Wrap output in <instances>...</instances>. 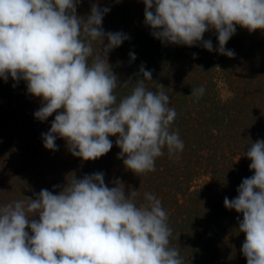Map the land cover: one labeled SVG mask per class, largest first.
Wrapping results in <instances>:
<instances>
[{
    "label": "clouds",
    "instance_id": "obj_1",
    "mask_svg": "<svg viewBox=\"0 0 264 264\" xmlns=\"http://www.w3.org/2000/svg\"><path fill=\"white\" fill-rule=\"evenodd\" d=\"M79 2L0 0V78L23 80L29 94L42 98L34 113L38 120L57 113L42 134L46 149L58 150L59 137L74 157L96 160L113 147L109 137L117 136L118 158L126 169L138 176L154 172L165 149L169 158L184 150L179 130L172 127L177 111L163 85L155 91L147 87L152 72L145 66L138 73L143 79L119 82L108 54L128 36L104 31L109 8L93 4L81 17ZM143 3L145 24L162 43L192 47L202 42L213 51L211 40L203 38L215 30V51L234 58L225 45L237 26L264 31V0ZM130 84V93L118 101V85ZM204 92L201 86L191 96L199 99ZM246 156L254 175L242 180L235 198L225 197L224 206L242 214L247 264H264V140L251 143ZM114 184L106 185L102 172L86 174L73 177L58 194L42 189L34 198L0 205V264H184L180 248L171 246L173 230L161 200L149 192L141 200L138 190L126 194L120 180Z\"/></svg>",
    "mask_w": 264,
    "mask_h": 264
},
{
    "label": "trees",
    "instance_id": "obj_2",
    "mask_svg": "<svg viewBox=\"0 0 264 264\" xmlns=\"http://www.w3.org/2000/svg\"><path fill=\"white\" fill-rule=\"evenodd\" d=\"M93 4L110 9L102 21L105 32L128 36L108 54L119 82L143 79L138 75L141 65L152 72L147 87L155 91L164 86L169 106L177 111L172 127L179 130L184 150L178 158H169L165 149L155 171L139 176L118 158L117 136L109 137L113 147L96 160L74 157L59 137L58 150H48L42 134L57 113L38 120L34 113L42 98L29 94L23 80L0 78V205L34 198L42 189L58 194L73 177L102 172L109 187L120 180L126 194L138 190L141 200L145 192L161 200L173 230L171 246L180 248L184 264H247L241 251L242 214L226 209L224 199L235 198L242 180L254 175L246 151L251 143L264 140V31L250 33L237 26L225 45L235 53L229 58L215 51L216 32L207 31L203 38L211 40L213 51L202 42L192 47L162 43L145 24L143 0H80L77 15L88 16ZM93 46L98 50L101 44ZM220 81L228 87L226 99L219 95ZM201 86L204 94L191 96L192 89ZM132 87L118 85V101Z\"/></svg>",
    "mask_w": 264,
    "mask_h": 264
},
{
    "label": "rangeland",
    "instance_id": "obj_3",
    "mask_svg": "<svg viewBox=\"0 0 264 264\" xmlns=\"http://www.w3.org/2000/svg\"><path fill=\"white\" fill-rule=\"evenodd\" d=\"M210 33H215V30H209ZM218 87V91H219V95L222 99H226L227 97H229V93H228V87H226V85L223 82H219L217 84Z\"/></svg>",
    "mask_w": 264,
    "mask_h": 264
}]
</instances>
